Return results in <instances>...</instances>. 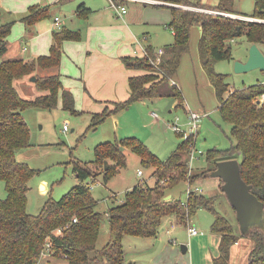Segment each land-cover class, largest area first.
Returning a JSON list of instances; mask_svg holds the SVG:
<instances>
[{
    "label": "trees",
    "instance_id": "16d2710c",
    "mask_svg": "<svg viewBox=\"0 0 264 264\" xmlns=\"http://www.w3.org/2000/svg\"><path fill=\"white\" fill-rule=\"evenodd\" d=\"M161 1L170 3L168 26L174 34L173 42L165 45L158 63L153 62L156 55L150 47L147 55L123 57L127 67L141 69L144 73L130 76L129 96L115 102L111 109L93 113L91 125L96 126L107 115L145 98L171 95L177 98V105L184 108L182 91L171 80L182 54L188 50L190 27L197 23L201 26L199 58L218 98V111L222 119L230 124V145L209 149L206 152L207 165L194 169L189 163L194 134L184 137L166 158L157 156L135 136L97 143L92 164L103 168L104 180H108L126 164L125 148L136 152L143 165L151 166V175L156 178L152 185L146 179L138 181L125 192L123 199L107 208L105 214L110 237L101 247L96 246V240L102 213L94 209L96 199L90 193L89 183L84 182L90 175L95 179L91 167L74 163L73 171L79 182L59 199L49 197L38 213L27 212V183L34 169L15 157L18 148L30 144L29 128L22 110L31 106L52 108L60 93L63 108L76 111L73 94L63 88L59 72L44 75L33 72L38 68L58 67L63 41L78 39L80 33L61 26L53 30V42L48 53L30 59L3 58L7 52L12 22L0 24V179L4 181L6 189V196L0 198V264H38L48 236L53 247L49 257L63 258L60 264H123L124 235L154 237L164 216L171 214L177 222L187 223L198 208H209L214 196H207L196 190V187H199V182L207 176V172L215 167L217 160L237 157V154L240 155L238 159L242 177L252 184V191L264 204V100L258 102L264 86L261 81H257L231 88L225 74L214 70L216 61L233 58L230 40L236 36L244 34L248 43L264 46V20L241 19L175 6L204 7L199 0ZM214 8L237 13L233 0H219ZM238 14L264 19V0H256L252 14ZM47 15L48 6L32 5L22 19L27 24H33ZM29 73L35 75V84L40 92L32 98H25L19 94L14 81ZM182 180H186L191 188L187 197L184 200L174 195L165 198L170 189ZM212 210L215 216L211 230L219 234L218 254L213 257L212 263L229 264L231 246L238 240L240 233L226 216ZM57 228L61 230L55 234ZM250 237L254 244L245 264H264L262 232L255 230Z\"/></svg>",
    "mask_w": 264,
    "mask_h": 264
},
{
    "label": "rangeland",
    "instance_id": "374dc122",
    "mask_svg": "<svg viewBox=\"0 0 264 264\" xmlns=\"http://www.w3.org/2000/svg\"><path fill=\"white\" fill-rule=\"evenodd\" d=\"M29 1L31 0H0V24L12 22L8 35L9 50L4 57L19 53L23 46L27 49L21 51L20 55L26 59L36 56L35 45L32 42L31 45L27 44L31 41L30 30L37 34V25L49 23L53 20V15L58 14L59 17H64L67 14L66 11L59 9L64 4L53 0H32L25 8V12L14 10L15 7L20 8ZM199 1L203 5L215 6L219 0ZM255 3L256 0H233V7L239 13L252 14ZM135 4L144 9L147 14H160L162 19L169 14L167 8L144 7L138 2ZM32 5L48 6L49 14L37 20L35 24H27L22 17L28 13ZM136 5L130 3L127 14L131 13ZM175 6L185 8L184 6L192 5L175 4ZM207 9L215 8L199 6V11ZM167 21L169 23L170 19L158 20L155 23L164 26L165 30L170 33L171 29L167 26ZM158 30V38L162 40L168 33L161 27H158ZM200 34L201 28L197 23H193L190 27L188 50L182 54L174 76L182 91L185 109L177 105L176 97L163 95L157 99L133 101L127 108L116 111L113 116L107 115L103 121L92 126V115L87 110H77L76 105V111L63 108L59 93L56 104L52 108L31 106L22 110V115L29 128L30 144L18 148L15 157L34 169L27 183V212L38 213L49 197L59 199L79 181L73 171L74 163L83 167H91L95 179H92L93 175H90L84 179V182L90 184V193L96 199L94 209L102 213L103 219L96 240V246L101 247L110 237L109 222L105 214L107 208L113 202L117 203L123 199L125 192L138 181L146 179L148 184L152 185L156 178L155 175H151L153 172L151 166L143 165L136 152L125 148L126 164L108 180H104L103 168L92 164L94 147L97 143L135 136L157 156L166 158L184 136L189 134L187 123L189 110L187 109L190 108L202 114L199 126L194 131V141L190 152L189 163L192 168L199 169L207 165L206 152L209 149L226 148L230 145L228 137L230 124L222 119L218 111V98L200 63L198 51ZM246 44L244 34L236 36L230 40L233 59H221L214 63V70L225 74L231 88L242 87L264 79V70L252 69L245 72L234 70L233 61L238 59L243 52L245 53ZM48 50L49 46L46 52ZM33 73L38 72L35 70ZM33 73L14 81L19 94L25 98H32L40 92L35 84L36 78L29 79L31 75H34ZM153 111L156 115L152 114ZM169 123H176L181 131H175ZM64 124L67 125V129H63ZM236 158H240V155L237 154ZM138 169L142 170L141 175L138 174ZM207 183L209 179L204 180L202 187L205 186L206 189L203 188V193L207 196L214 193V201L210 207L226 216L238 231L235 211L227 197L219 188L213 190L214 192L209 191ZM187 186V181L182 180L170 189L169 194L172 193L175 197L184 200L187 197ZM5 196V184L0 179V198ZM210 207L198 208L189 217L187 223L177 222L175 216L171 214L164 216L157 235L154 237L124 235L122 238L123 264H213L212 257L218 253L219 237L211 230L215 213ZM190 224L198 229V234H189L187 226ZM238 242L235 246L237 248L234 249V253L232 252L234 256L231 257L232 261H235L236 257L238 259L243 257L248 245L250 242L253 244L254 240L250 236L240 234ZM181 244L186 245V252H182ZM62 262L63 258L60 257H43L38 264H60ZM235 262L233 264H237Z\"/></svg>",
    "mask_w": 264,
    "mask_h": 264
},
{
    "label": "crops",
    "instance_id": "0c3cea01",
    "mask_svg": "<svg viewBox=\"0 0 264 264\" xmlns=\"http://www.w3.org/2000/svg\"><path fill=\"white\" fill-rule=\"evenodd\" d=\"M31 1L22 5L23 8L17 6L14 10L22 13L25 12V8ZM53 1H59L62 5L64 4L59 9L63 12H67L64 17H60L62 26L71 30H78L80 37L78 39H68L63 41L61 63L58 67L45 69L38 68L37 72L41 75L59 72L63 88L70 90L73 94L74 107L76 105L77 110H87L91 115L93 113L101 112L105 108L111 109L114 107L115 102L126 99L129 96L130 91L128 83L129 77L135 74L144 73L141 69L127 67L123 61L124 56H144L149 52L148 47H150L156 54L158 48L165 50V45L172 43L174 40V34L171 28V32L168 33L164 26L155 23L158 20L165 21L171 18L170 9L168 7L170 3L167 2L144 3L138 0L123 1L127 6V10L130 3L136 5L135 3L137 2L144 7L167 8L169 14L165 19H162L160 14H147L144 9L137 5L132 8L131 13L127 14L126 11V13L119 15L110 7L109 0ZM205 6L214 8V6ZM55 16H58V14L53 15V20H50L49 23L37 25V34L30 30L29 37L31 41L27 42V44L31 45L32 42V44L35 45L34 49L36 48V56L48 53L46 52V49L48 46L50 47L53 42V30L56 28L54 24ZM36 22H34V24ZM166 24L168 26V21ZM158 27H161L162 30L168 33L162 40L158 38ZM199 27L201 28L200 25ZM250 44L251 43L247 42L245 53L243 52L238 59L245 60ZM7 46L8 52V38ZM258 46L264 51L263 45ZM25 49H27L26 46L21 47V51ZM21 51L7 57L26 59L20 55ZM7 52L5 54H7ZM30 58L32 57H28L27 59ZM31 76L29 79H31ZM174 76L171 81H174V83L178 85L177 79ZM263 80L264 79H261V81ZM154 98L157 99V97ZM154 98H145L137 101H147V99ZM185 108L186 106L184 109ZM188 110L190 111L191 109L188 108L187 111ZM114 113L109 114V116L115 115ZM205 179H209V183H207L209 191L216 190L217 188L220 189L219 180L217 178H212L211 180V177L206 176L199 182L200 191L202 189L203 192V188L206 189L205 186L202 187ZM170 194L172 195V193ZM212 195L214 196V193L209 196ZM216 234L219 237V234ZM238 243L237 240L231 246L229 264H233L235 261L237 264H245L248 253L254 244L250 242L248 249L245 250L244 256L242 255L243 257L240 259L236 257L235 261H232V252L234 253V249L237 248L235 246Z\"/></svg>",
    "mask_w": 264,
    "mask_h": 264
},
{
    "label": "water",
    "instance_id": "95a60500",
    "mask_svg": "<svg viewBox=\"0 0 264 264\" xmlns=\"http://www.w3.org/2000/svg\"><path fill=\"white\" fill-rule=\"evenodd\" d=\"M234 70L245 72L252 69L264 70V52L257 43L252 42L247 50L245 60L235 59ZM35 76H31L34 80ZM105 168L107 161L105 160ZM207 176L217 178L220 189L232 205L238 222V232L244 236L258 230L264 236V204L252 191V184L247 183L241 175L240 161L236 157L223 158L216 161L213 169L207 172ZM167 194L165 198H169ZM186 245L181 244L182 252H186Z\"/></svg>",
    "mask_w": 264,
    "mask_h": 264
},
{
    "label": "built area",
    "instance_id": "2783aa9c",
    "mask_svg": "<svg viewBox=\"0 0 264 264\" xmlns=\"http://www.w3.org/2000/svg\"><path fill=\"white\" fill-rule=\"evenodd\" d=\"M123 1L125 0H109V5L110 7L115 11V13L122 15L124 13H126L127 11V6L125 3H123ZM138 1H150V2H158V3H162L163 1L161 0H138ZM185 8L191 9V10H195V11H199V6H184ZM206 11L208 12H212V13H216V14H225V15H229L232 17H236V18H241V19H250V20H264L262 18H258V17H252V16H247V15H243V14H238V13H231V12H223V11H219V10H215V9H207ZM54 24L56 28H61L62 23L60 20L59 16H55L54 18ZM163 49L162 48H158L157 52H156V56L154 59V63H158L160 61L161 55L163 54ZM146 53V52H145ZM148 53H146L147 55ZM172 83H174V81H171ZM261 83L264 86V80L261 81ZM264 100V91L260 93V95L258 96V102H261ZM153 115H156V112H152ZM202 114L197 112V111H193L190 110L188 112V116H187V123L189 125V134H194L195 130L197 129V127L199 126V122L201 119ZM169 125L171 126L172 129H174L175 131H181L180 127L176 124V123H169ZM63 129H67V125L64 124L63 125ZM187 134V136L189 135ZM186 137V136H184ZM138 174L141 175L142 174V170L138 169ZM90 187V184H89ZM191 188L189 186H187L186 189V193L187 195L190 193ZM196 190H200L199 187H196ZM73 220H76V218H73ZM188 232L190 235H194V234H198V229L194 226V225H188L187 226ZM60 228H57L54 230V233H59L60 232ZM53 252V247L51 246V238L48 236L46 239V242L44 244V247L41 249L40 252V259L43 257H49L51 256V253Z\"/></svg>",
    "mask_w": 264,
    "mask_h": 264
}]
</instances>
